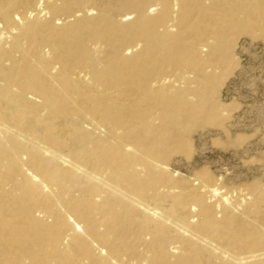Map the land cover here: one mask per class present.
<instances>
[{
	"label": "bare ground",
	"instance_id": "6f19581e",
	"mask_svg": "<svg viewBox=\"0 0 264 264\" xmlns=\"http://www.w3.org/2000/svg\"><path fill=\"white\" fill-rule=\"evenodd\" d=\"M241 38L264 0H0V264H264V183L174 169Z\"/></svg>",
	"mask_w": 264,
	"mask_h": 264
},
{
	"label": "rangeland",
	"instance_id": "374dc122",
	"mask_svg": "<svg viewBox=\"0 0 264 264\" xmlns=\"http://www.w3.org/2000/svg\"><path fill=\"white\" fill-rule=\"evenodd\" d=\"M236 55L240 66L220 91V102L235 107L224 124L228 134L215 129L194 134L192 158H181L174 165L185 178L201 169L209 170L222 179V192L232 199L239 197V191L232 193V188L257 181L264 183V45L241 38ZM239 136L246 138L242 146L228 145Z\"/></svg>",
	"mask_w": 264,
	"mask_h": 264
}]
</instances>
